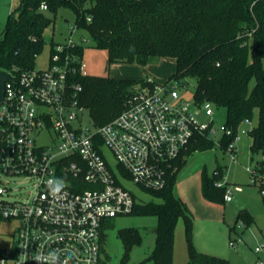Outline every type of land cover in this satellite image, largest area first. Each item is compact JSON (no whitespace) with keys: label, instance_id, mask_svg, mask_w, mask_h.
<instances>
[{"label":"built area","instance_id":"1","mask_svg":"<svg viewBox=\"0 0 264 264\" xmlns=\"http://www.w3.org/2000/svg\"><path fill=\"white\" fill-rule=\"evenodd\" d=\"M40 9L46 12L47 5ZM79 30L85 32L75 21L68 40L50 45L47 68L8 73L0 105V220L17 222L19 229L0 264H100L108 222L131 215L137 204L119 177L144 191H160L174 162L196 138L215 133L212 103L186 101L176 81L151 77L136 85L113 121L99 128L89 121L88 126L82 86L73 81L87 76L83 56L75 50L89 39L74 42ZM225 134L231 137L232 131ZM45 138L49 143L40 142ZM238 140L237 134L229 145L233 155ZM103 147L114 154L116 172ZM247 171L264 198V172L258 163ZM216 186L226 187L224 201L231 203L233 189L224 181ZM240 243L241 238L231 241L230 247ZM254 254L253 264H264V241Z\"/></svg>","mask_w":264,"mask_h":264},{"label":"trees","instance_id":"2","mask_svg":"<svg viewBox=\"0 0 264 264\" xmlns=\"http://www.w3.org/2000/svg\"><path fill=\"white\" fill-rule=\"evenodd\" d=\"M11 13L0 38V70L19 75L35 68L36 58L46 46L45 32L52 25L51 16L60 9L71 10L75 21L88 33L99 50L107 54V68L114 64L148 66L163 58L176 61V72L169 80L179 85L187 79L196 81L194 99L198 104L210 102L226 112V136L222 148L234 141L240 125L257 126L248 131L253 154L264 153V0H20ZM42 4L47 11H41ZM88 18H91L88 21ZM54 41L51 42L53 46ZM251 45V46H250ZM85 47L75 50L83 56ZM251 58V59H250ZM146 79V78H145ZM111 77H73L82 86L80 103L88 110L95 127L113 121L125 108L136 85L143 83ZM255 85L250 89V82ZM208 135L198 136L189 150L174 162L167 185L160 191H146L160 202L136 204L132 214L155 215L153 252L139 264H173L175 227L185 218L189 237L190 264H229L226 259L198 252L191 240L193 218L186 203L175 196L174 187L186 158L197 151L212 149ZM264 172V160L258 162ZM224 171L217 166L212 174L205 167L201 173V194L205 201L225 203L226 187L216 183ZM264 204V198H263ZM131 214V215H132ZM245 227L254 223L247 210L237 214ZM129 258L133 244L141 237L134 229L118 232ZM102 237V255L104 253ZM100 264H107L101 261Z\"/></svg>","mask_w":264,"mask_h":264},{"label":"rangeland","instance_id":"3","mask_svg":"<svg viewBox=\"0 0 264 264\" xmlns=\"http://www.w3.org/2000/svg\"><path fill=\"white\" fill-rule=\"evenodd\" d=\"M20 3V0H0V38L3 36L9 15L19 8ZM51 17L53 23L45 32L46 46L43 53L36 58L35 68L37 69L47 68L51 42L68 40L69 29L75 22V14L68 9H60L56 16ZM82 36L89 39L82 57L86 64V73L89 76L135 81L151 77L158 82L166 83L176 72V61L173 58H163L146 67L136 64H114L108 69L106 52L95 47L88 33L79 30L73 37L74 42L79 43ZM185 83V85L178 86V89H181V97L186 101H192L194 100L196 81L187 79ZM254 85L255 79L250 82V89ZM88 114L85 113V122L89 126ZM225 121V110L214 107L213 147L206 151L192 153L186 158V163L178 174L174 194L186 203L192 214L191 240L198 252L226 259L229 264H253L256 260L254 249L264 241V204L259 188L251 184L247 169L252 170L258 162L264 160V153L259 151L253 154L250 149L252 139L242 131H249L257 126V116L251 124L240 125L237 131L239 140L234 143V155L229 152V146L226 150L222 148L226 137ZM40 142L46 144L49 143V139H41ZM102 153L110 168L116 172L117 160L112 151L103 147ZM217 166H221L224 171L221 181L226 182L229 185L228 189L234 191L231 203H211L202 197V170L206 167L208 173L212 174ZM119 180L121 185L132 193L137 204L160 202L131 180L120 177ZM236 187H241V190L236 191ZM244 209L250 211L255 221L249 227L241 229L239 226H241L242 220L237 218V214ZM158 226L159 220L155 215L132 214L118 216L110 220L104 230L103 262H107V264H139L143 262L155 249L156 234L153 231ZM18 229L17 222L0 220V256L14 246ZM124 229H134L141 237L139 242L133 244L127 261L123 260L124 245L121 238L118 237V232ZM240 238L242 243L238 245L237 249H232L230 242ZM173 264H190L189 237L184 217H180L175 227Z\"/></svg>","mask_w":264,"mask_h":264},{"label":"water","instance_id":"4","mask_svg":"<svg viewBox=\"0 0 264 264\" xmlns=\"http://www.w3.org/2000/svg\"><path fill=\"white\" fill-rule=\"evenodd\" d=\"M8 80H10L8 73L0 70V105L4 101L5 82ZM153 233H155V230L153 231Z\"/></svg>","mask_w":264,"mask_h":264},{"label":"crops","instance_id":"5","mask_svg":"<svg viewBox=\"0 0 264 264\" xmlns=\"http://www.w3.org/2000/svg\"><path fill=\"white\" fill-rule=\"evenodd\" d=\"M177 197V196H176ZM179 198V197H178ZM181 199V198H180ZM249 211V210H248ZM250 212V211H249ZM223 259V258H222Z\"/></svg>","mask_w":264,"mask_h":264}]
</instances>
